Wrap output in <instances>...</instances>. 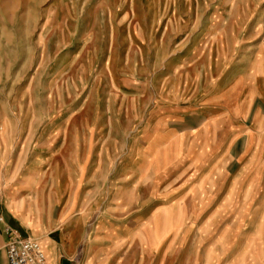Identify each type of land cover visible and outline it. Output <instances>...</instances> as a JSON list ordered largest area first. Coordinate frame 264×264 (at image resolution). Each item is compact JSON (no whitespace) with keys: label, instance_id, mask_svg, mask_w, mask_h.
I'll list each match as a JSON object with an SVG mask.
<instances>
[{"label":"rangeland","instance_id":"374dc122","mask_svg":"<svg viewBox=\"0 0 264 264\" xmlns=\"http://www.w3.org/2000/svg\"><path fill=\"white\" fill-rule=\"evenodd\" d=\"M10 197L131 256L264 264V0H0Z\"/></svg>","mask_w":264,"mask_h":264},{"label":"crops","instance_id":"0c3cea01","mask_svg":"<svg viewBox=\"0 0 264 264\" xmlns=\"http://www.w3.org/2000/svg\"><path fill=\"white\" fill-rule=\"evenodd\" d=\"M17 199L6 198L9 204L3 206L0 198V264H7L4 246L12 236L39 241L46 264H163L162 257L147 251L131 256L130 238L118 236L112 231L113 224L87 228L89 215L82 207L72 209L66 204L55 217L48 213L28 218L23 211L25 201ZM154 243L155 248L161 245L160 241Z\"/></svg>","mask_w":264,"mask_h":264},{"label":"built area","instance_id":"2783aa9c","mask_svg":"<svg viewBox=\"0 0 264 264\" xmlns=\"http://www.w3.org/2000/svg\"><path fill=\"white\" fill-rule=\"evenodd\" d=\"M7 264H46L40 244L32 238L12 236L4 246Z\"/></svg>","mask_w":264,"mask_h":264}]
</instances>
